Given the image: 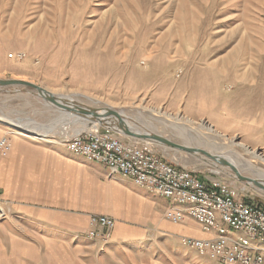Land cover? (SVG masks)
I'll return each mask as SVG.
<instances>
[{"label":"rangeland","instance_id":"rangeland-1","mask_svg":"<svg viewBox=\"0 0 264 264\" xmlns=\"http://www.w3.org/2000/svg\"><path fill=\"white\" fill-rule=\"evenodd\" d=\"M0 79L110 108L133 131L225 156L242 176L264 181V161L247 151L264 158V0H0ZM1 117L50 130L33 136L0 119V137L37 144L63 148L66 139L96 129L124 144L149 143L164 162L205 181L222 180L264 208V191L205 157L90 124L28 88H0ZM101 179L125 180L108 171ZM162 218L168 221L165 208ZM62 232L0 203V264H215L165 230L115 249L87 241L83 231Z\"/></svg>","mask_w":264,"mask_h":264},{"label":"crops","instance_id":"crops-1","mask_svg":"<svg viewBox=\"0 0 264 264\" xmlns=\"http://www.w3.org/2000/svg\"><path fill=\"white\" fill-rule=\"evenodd\" d=\"M10 141V151L0 155V203L50 232L83 231L87 241L99 245L86 232L90 229L91 215H104L115 220L107 244L112 247L107 248L141 244L150 234H156V238L157 230L168 231L169 239L176 244L182 238L211 237L189 218L178 224L164 220L162 210L172 206L170 201L156 195L161 200H154L147 195L148 191L134 186L128 179L123 184L101 179L107 171L104 166L86 162L65 147L53 142L37 144L18 136ZM100 190H104L103 195ZM99 196L104 199L101 204ZM17 249L33 255L28 245ZM201 256L218 264L209 256Z\"/></svg>","mask_w":264,"mask_h":264},{"label":"built area","instance_id":"built-area-1","mask_svg":"<svg viewBox=\"0 0 264 264\" xmlns=\"http://www.w3.org/2000/svg\"><path fill=\"white\" fill-rule=\"evenodd\" d=\"M70 153L104 166L141 189L172 203L167 219L178 224L194 221L208 239L182 238V243L218 264H264V208L246 202L222 180L205 181L194 173L164 162L149 143L124 144L97 129L64 141ZM9 137H0V155L10 151ZM86 236L104 248L115 220L91 215Z\"/></svg>","mask_w":264,"mask_h":264},{"label":"water","instance_id":"water-1","mask_svg":"<svg viewBox=\"0 0 264 264\" xmlns=\"http://www.w3.org/2000/svg\"><path fill=\"white\" fill-rule=\"evenodd\" d=\"M6 87H24L36 92L37 96L42 98L47 104L55 107L59 111L63 113H67L69 115H74L79 118H84L89 121V123H98L101 126H107L109 128L114 129L118 134L121 133L124 136L139 139V140H148L155 142L165 148L182 151L192 155H199L205 157L206 159L212 161L222 169L229 170L233 177L238 181L246 185L253 186L259 190L264 191V181L258 179H252L248 177H244L241 175L239 169L230 159L225 156L216 155L209 153L205 150H202L197 147H190L186 145H180L175 142L170 141L160 135L153 134L150 132L139 133L137 131H133L128 125L125 123L121 114L117 111L112 110L110 108H106L103 110H96L92 108H87L81 106L79 104H73L72 101L65 102L62 97H57L54 94L46 91L45 89L32 84L30 82L22 81V80H1L0 79V88ZM34 136V135H33Z\"/></svg>","mask_w":264,"mask_h":264},{"label":"bare ground","instance_id":"bare-ground-1","mask_svg":"<svg viewBox=\"0 0 264 264\" xmlns=\"http://www.w3.org/2000/svg\"><path fill=\"white\" fill-rule=\"evenodd\" d=\"M251 72V71H250ZM249 75V74H248ZM69 117H71V116H69ZM170 117V116H169ZM1 120H3L4 122H6V123H8L9 125H11V126H14V127H16V128H19V129H22V130H24L26 133H29V134H36V135H44V136H46L48 133H49V131L50 130H46V129H40V128H37V127H35V124H33V123H26V124H23V123H21V122H14V121H11V120H7V119H5L4 117H1L0 118ZM184 129V128H183ZM208 129H209V127H208ZM209 130H211V129H209ZM214 131V130H213ZM242 147V146H241ZM244 148H246L245 147V145L243 146ZM247 149V148H246ZM250 154H252L253 156H258V158H260V159H262L263 161H264V158H262L259 154H257V153H255V151H252V150H247ZM232 161V160H231ZM233 163H235L234 161H232ZM236 164V163H235Z\"/></svg>","mask_w":264,"mask_h":264}]
</instances>
